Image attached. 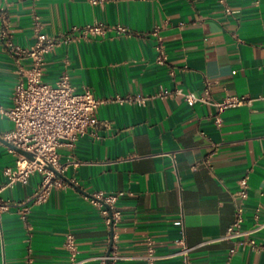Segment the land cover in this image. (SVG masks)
<instances>
[{"label":"crops","instance_id":"crops-1","mask_svg":"<svg viewBox=\"0 0 264 264\" xmlns=\"http://www.w3.org/2000/svg\"><path fill=\"white\" fill-rule=\"evenodd\" d=\"M35 15L50 35L97 22L128 32L79 38L47 55L45 82L55 84L67 72L76 91L90 87L106 101L96 112V132L59 149L63 185L30 206L25 218L20 207L43 175L6 186L4 170L15 166L17 155L2 137L13 122L0 110V196L9 203L1 218L0 264H69V233L83 264H99L112 245L122 255L119 264H181L182 242L205 241L192 252V264H264V252L239 247L230 256L233 242L219 240L234 219L238 180L246 174L243 226H251L257 207L264 218V100L227 108L219 127L213 103L156 96L163 87L199 96L209 88L215 101L264 93V0H0L5 109L13 106L20 71L3 32L32 45ZM157 28L163 63L156 60ZM129 94L150 99L144 105L116 100ZM95 192L121 193L123 215L114 229L92 204ZM149 239L161 256L154 263L145 258Z\"/></svg>","mask_w":264,"mask_h":264},{"label":"built area","instance_id":"built-area-1","mask_svg":"<svg viewBox=\"0 0 264 264\" xmlns=\"http://www.w3.org/2000/svg\"><path fill=\"white\" fill-rule=\"evenodd\" d=\"M90 1L97 4L104 0ZM33 27L36 39L30 46L16 43L7 31L3 32L7 48L18 61L20 77L12 96L13 106L10 109L0 107L2 114L9 117L14 125L2 137L16 147L34 154V158H30L10 147V150L16 153L17 157L15 166L7 167L4 170L8 178L6 186L12 187L18 182H27L37 171L43 175L34 194L20 207L23 218L26 217L30 206L47 201L54 186L63 185L60 175L64 171V166L60 162L59 149L63 146L74 147L80 137L92 130L94 133L96 132L100 124L96 112L99 105L106 101V99L96 97L90 87L76 91L67 72H63L55 84L45 82L43 72L47 55L58 47L68 45L79 38H88L109 30L128 32V29L123 25L109 26L97 22L84 27L74 26L71 32L64 35H50L43 31V24L39 15L34 16ZM154 34L158 39L156 60L163 63L167 56L158 28L155 29ZM26 59L29 61L28 67L22 63ZM177 95L184 96L189 103L200 101L216 105L218 113L214 115V123L219 127L223 123L222 113L227 108L252 104L256 100H264V93H262L256 97L229 95L221 101H215L210 95L209 88L206 89L204 96H199L193 91H184L182 88L170 90L164 87L156 94V96L163 98ZM149 99V96L131 94L116 98L120 102L132 101L138 105H144ZM120 195L121 193L95 192L90 197L92 204L100 209L106 225L112 229L122 220L123 213L117 207ZM235 197L234 219L219 240L233 242L229 251L230 256L234 255L239 247H249L258 252H264V236L258 239V235L264 232V218H261L260 207L254 211L251 226H243L245 204L249 197L247 174L238 180ZM8 205L9 203L0 196V225L2 214ZM207 242L194 246L182 242V246L177 252L182 257L181 264H192V252ZM65 245L69 252V264H83L86 261V259L78 257L77 244L72 233L67 235ZM121 258L122 255L118 247L112 245L109 252L99 256V264H119ZM145 258L150 263L161 258L156 252L152 239L148 241Z\"/></svg>","mask_w":264,"mask_h":264},{"label":"water","instance_id":"water-1","mask_svg":"<svg viewBox=\"0 0 264 264\" xmlns=\"http://www.w3.org/2000/svg\"><path fill=\"white\" fill-rule=\"evenodd\" d=\"M0 138H2V137H0ZM5 140V139H4ZM6 141V140H5ZM6 143L10 146V147H12V148H14L17 152H19V153H21V154H24V155H26V156H28V157H30V158H34V154L32 153V152H29V151H27V150H24V149H22V148H19V147H16L15 145H13L12 143H10V142H8V141H6ZM51 168V167H50ZM110 251V250H109ZM108 251V252H109Z\"/></svg>","mask_w":264,"mask_h":264}]
</instances>
